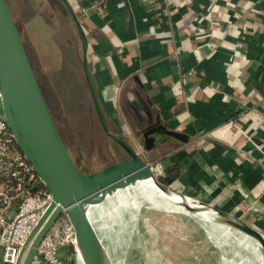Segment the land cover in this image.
Here are the masks:
<instances>
[{"label": "crops", "instance_id": "1", "mask_svg": "<svg viewBox=\"0 0 264 264\" xmlns=\"http://www.w3.org/2000/svg\"><path fill=\"white\" fill-rule=\"evenodd\" d=\"M68 2L88 41V69L110 131L169 190L224 216L212 225L234 230L235 264H264V0ZM157 121L187 142L152 134L146 150L143 132ZM150 197L137 220L142 208L191 218ZM64 249L60 264H67Z\"/></svg>", "mask_w": 264, "mask_h": 264}, {"label": "water", "instance_id": "2", "mask_svg": "<svg viewBox=\"0 0 264 264\" xmlns=\"http://www.w3.org/2000/svg\"><path fill=\"white\" fill-rule=\"evenodd\" d=\"M73 23L82 51V70L91 102L104 135L115 142L127 159L85 174L71 159L58 132L39 84L30 65L20 33L4 0H0V107L14 142L32 166L52 201L20 249L15 264H32L38 247L57 220L65 215L74 231L77 264H111L108 252L94 229L89 210L102 205L106 198L152 179L161 191H168L156 179L152 168L135 150L108 128L97 100L87 63L88 41L68 0H60ZM143 132L144 147L152 148L155 137L165 134L186 143L184 135L166 131L157 121ZM179 195V194H178ZM181 196V195H179ZM184 197V196H181ZM185 198V197H184ZM256 237L261 234L240 220Z\"/></svg>", "mask_w": 264, "mask_h": 264}, {"label": "rangeland", "instance_id": "3", "mask_svg": "<svg viewBox=\"0 0 264 264\" xmlns=\"http://www.w3.org/2000/svg\"><path fill=\"white\" fill-rule=\"evenodd\" d=\"M4 1L20 33L54 123L78 169L90 174L109 164L126 160L120 147L104 135L99 125L83 75L80 41L60 0ZM74 12L78 18L77 12ZM137 151L142 153L143 150L140 147ZM159 176L156 174L155 179L169 190ZM135 194L127 199L123 197L120 208L126 206L125 209H129L132 204L130 199ZM143 202L144 199L137 202L132 217L134 230L129 232L131 236L122 240L123 246L120 244L118 248V256L119 253L123 255V264H223L214 243L207 238L195 219L173 210L142 208L137 220L136 214ZM148 205L159 206L157 203ZM125 212L120 219H126ZM114 215H110L109 219ZM110 224L103 223L102 230L108 229ZM54 229L55 226L52 231ZM122 235L126 238L125 234ZM112 241L117 244L115 239ZM70 248L73 247L64 249L65 263L77 264L74 250L71 254Z\"/></svg>", "mask_w": 264, "mask_h": 264}, {"label": "built area", "instance_id": "4", "mask_svg": "<svg viewBox=\"0 0 264 264\" xmlns=\"http://www.w3.org/2000/svg\"><path fill=\"white\" fill-rule=\"evenodd\" d=\"M18 150L0 111V260L15 264L20 249L52 201ZM54 231L52 229L54 228ZM41 241L32 264H60L59 250L74 247V231L61 216Z\"/></svg>", "mask_w": 264, "mask_h": 264}, {"label": "bare ground", "instance_id": "5", "mask_svg": "<svg viewBox=\"0 0 264 264\" xmlns=\"http://www.w3.org/2000/svg\"><path fill=\"white\" fill-rule=\"evenodd\" d=\"M152 186L154 188H152ZM147 187L149 188L146 189ZM143 188H145L146 190H144ZM133 193L136 194L134 195V198L132 197L130 199V203H132L131 207L129 206L130 208L127 210L125 209L126 206L120 208L123 199L130 198ZM146 196H156L162 198L169 204L182 210L192 219H195L199 226L205 232L207 238H209V240L214 243L215 249L219 253L223 264H235L234 253L229 243L230 238L235 235L233 233L234 230H216L212 225L213 222L223 225L224 216L219 212H216L206 204L201 203L197 200L187 199L172 192L159 190L154 185V181L152 179L143 181L129 189L117 191L112 196L106 198L105 202L102 205L93 207L89 210V217L92 225L96 232H98L100 239H102L108 255L110 256L111 264H123V255L122 253H119L118 256V248L121 247L120 244L123 243L122 240H126L127 236L130 235L129 232L133 231L134 224H132V217L136 212V206H138L137 202L140 199H145ZM123 212H125V220L120 219V215ZM113 214L115 215L109 219V216ZM109 222H111V224L107 227L108 229L103 231L102 224H106ZM232 226H236V223L232 222ZM116 230H118L119 232H117ZM122 233L125 234L126 238L123 237ZM111 235L112 237H109ZM109 238L112 239L110 240ZM113 239H115V242L117 244L112 241ZM111 241L113 242L112 248L110 247ZM242 255L243 257H246V254L244 252H242ZM248 262L249 264H253L249 260Z\"/></svg>", "mask_w": 264, "mask_h": 264}, {"label": "trees", "instance_id": "6", "mask_svg": "<svg viewBox=\"0 0 264 264\" xmlns=\"http://www.w3.org/2000/svg\"><path fill=\"white\" fill-rule=\"evenodd\" d=\"M22 16H23V15H22ZM109 165H110V164H109ZM107 166H108V165H107ZM40 186H41L42 188H45V187L43 186V184H41ZM69 252L72 254V253H73V248H70V249H69Z\"/></svg>", "mask_w": 264, "mask_h": 264}, {"label": "flooded vegetation", "instance_id": "7", "mask_svg": "<svg viewBox=\"0 0 264 264\" xmlns=\"http://www.w3.org/2000/svg\"><path fill=\"white\" fill-rule=\"evenodd\" d=\"M151 129H152V130H156V129H157V126H156V125H153ZM120 150H121V148H120ZM121 151H122V150H121Z\"/></svg>", "mask_w": 264, "mask_h": 264}]
</instances>
